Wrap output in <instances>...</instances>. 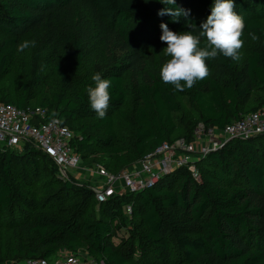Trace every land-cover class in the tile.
Segmentation results:
<instances>
[{"label": "trees", "instance_id": "trees-1", "mask_svg": "<svg viewBox=\"0 0 264 264\" xmlns=\"http://www.w3.org/2000/svg\"><path fill=\"white\" fill-rule=\"evenodd\" d=\"M211 2L176 0L191 10L190 19L197 27L210 14ZM234 3L245 23L240 55L247 37L264 42V0ZM163 7L156 0L147 4L144 0H0V32L8 36L0 42V84L16 60L21 36L42 23L54 30L59 12L85 9L103 34L98 39L116 38L129 51L127 61L101 74L112 81L107 113L119 112L129 128L133 145L126 152L116 146L113 119H97L89 108L85 88L92 81L81 75L85 53L70 33L59 34L67 52L64 62L54 68V83L45 80L37 55L28 71L21 68L16 73L12 94L0 87V101L19 109L40 107L47 111V120L60 119L77 136L73 146L82 160L95 148L120 164L136 162L164 143L191 141L200 124L222 130L263 109L264 46H255L241 67L222 56L206 61L208 76L184 91L162 83L159 73L139 81L140 47L165 44L159 39V24L166 23L174 32L186 30L183 22L157 16ZM215 69L226 70L229 77L217 80L212 75ZM126 73L131 76L130 115L120 110L127 100ZM178 97L188 100L195 116L185 114ZM82 120H96L94 129H103L105 136L89 133L87 126L78 124ZM73 123H77L74 129ZM37 158L53 163L31 146L23 152L0 149V229L9 230L0 231V264L54 260L80 251L98 264H264V135L229 142L198 160L200 181L181 169L151 189L102 203L90 190L70 201L77 191L66 181L40 207L26 187L39 180ZM129 205L131 227L121 239L118 234L127 227L128 218L124 207Z\"/></svg>", "mask_w": 264, "mask_h": 264}, {"label": "rangeland", "instance_id": "rangeland-1", "mask_svg": "<svg viewBox=\"0 0 264 264\" xmlns=\"http://www.w3.org/2000/svg\"><path fill=\"white\" fill-rule=\"evenodd\" d=\"M53 24L55 27L54 30H52L49 25L42 23L28 30L21 36V42L28 41L30 42V46L23 52H18L16 60L10 67V73L0 84V87H5L12 94L14 91V78L16 73L21 68H24L25 71H28L29 63L37 55L41 57V69L45 80L49 83H54L56 80L54 68L56 65L64 62L67 52L66 43L59 39V34L62 32L72 34L74 38L77 39L80 44H82L83 51L85 53L83 68L81 71L82 76L91 77V75L94 73L102 74L114 64L120 63L121 60L127 61L129 51H124L122 49V44L119 40L116 38L104 40L98 39L100 36H103V34L97 30V28H95L88 11L85 9H77L74 14L59 12L54 16ZM6 38H8V36L0 32V42ZM32 41L35 42L34 47L31 46ZM257 45L264 46V42H260L254 37L246 38L245 47L240 53L239 59L236 60L237 67H241L250 51ZM165 47L166 44L140 47L143 59L142 66L140 67L141 70L139 72V81L142 82L145 79V76L148 74L159 73L162 64L167 62V60L170 58L165 55V51L163 50ZM212 75L221 82H224L229 77V73L226 70L220 69H215ZM124 86L127 90V100L125 105L120 110L124 114L130 115L132 113L133 102L130 73H126L124 75ZM177 100L182 105L186 115H196L195 109L190 106L187 99L178 97ZM106 116L113 119V128L116 135V146L122 151L126 152L127 149L131 148L133 145L126 121L117 111H110ZM95 123L96 120H82L78 122L79 125L87 126L89 133L92 135L104 137L105 133L103 129L99 131L94 129ZM76 125L77 123H73L71 127L74 129ZM179 132L180 130H177V133ZM191 141L196 142L195 137H193ZM198 142H201V140ZM93 149L95 152L83 160V168L87 169L88 172L85 173L84 170H82L73 174H68V179L62 177L59 169H57L51 161L44 158H37L36 161L40 173L39 180L35 179L30 185L26 187L37 199L40 207L48 195L52 191L58 189L61 183L66 181L73 183L77 191L70 197V201L72 202L82 198V195L79 194L81 191L90 190L94 194V189L99 188L100 185L105 182L103 177L97 175L95 172V167L99 166L110 173V175L117 176L126 167L134 163H115L111 157H107L106 154L99 152L95 148ZM91 201L94 200L92 199ZM94 207L95 213L99 214L97 204H95ZM126 223L127 227H124L118 234V237H121V239H125L127 237V228L131 227V218L128 217L126 219ZM0 231L1 233L9 232V230L5 228H1ZM114 241L115 243H119L120 239L115 238ZM65 254L66 253H63L62 255ZM136 257L137 255L134 259H136Z\"/></svg>", "mask_w": 264, "mask_h": 264}, {"label": "built area", "instance_id": "built-area-1", "mask_svg": "<svg viewBox=\"0 0 264 264\" xmlns=\"http://www.w3.org/2000/svg\"><path fill=\"white\" fill-rule=\"evenodd\" d=\"M264 135V108L218 130L201 124L194 132L196 142L177 139L164 143L155 151L126 167L119 175H110L105 169L95 167L105 182L94 189L98 203L127 194H137L155 187L161 180L177 170L186 169L192 178L200 181L196 162L210 153L222 149L229 142L248 140ZM77 136L60 119L47 120V111L40 107L19 109L0 101V149L23 152L34 147L53 161L63 178L68 174L87 169L73 143ZM201 142H198L200 141ZM92 172V171H91ZM124 214L132 215L131 205ZM18 264H98L86 252L62 255L54 260H26Z\"/></svg>", "mask_w": 264, "mask_h": 264}, {"label": "clouds", "instance_id": "clouds-1", "mask_svg": "<svg viewBox=\"0 0 264 264\" xmlns=\"http://www.w3.org/2000/svg\"><path fill=\"white\" fill-rule=\"evenodd\" d=\"M151 0H144L149 3ZM164 5L158 10L157 16H169L172 23H181L185 31L174 32L166 23L161 22L159 28L160 41L166 44L163 49L170 57L163 63L159 76L162 83L171 85L174 90L184 91L191 88L197 81L208 76L206 61L218 56L239 59V49L243 41L245 23L243 17L235 10L234 0H212L210 14L197 27L190 19L191 10L176 3V0H156ZM167 5V7H165ZM30 42L23 41L17 45V52L29 48ZM35 46V42H31ZM92 84L85 88L88 105L98 119H104L111 99L112 81L102 78L100 73L91 75Z\"/></svg>", "mask_w": 264, "mask_h": 264}]
</instances>
